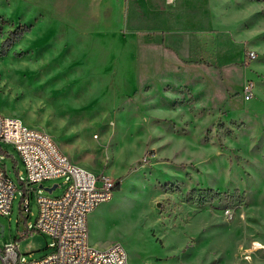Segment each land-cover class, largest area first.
I'll return each instance as SVG.
<instances>
[{"label": "rangeland", "instance_id": "obj_1", "mask_svg": "<svg viewBox=\"0 0 264 264\" xmlns=\"http://www.w3.org/2000/svg\"><path fill=\"white\" fill-rule=\"evenodd\" d=\"M206 2L207 50L198 69H170L149 82L144 105L130 91L134 69L125 55L135 48L122 46L126 31L67 30L36 3L0 0L7 111L60 121V82L68 86L61 98L75 134L54 141L117 184L88 218V242L100 250L121 243L129 264H264V0ZM217 33L231 42L219 45ZM184 50L179 59L192 64ZM246 81L253 83L247 101ZM0 148V165L17 188L10 214H0V251L27 227L17 240L19 260L40 259L54 241L33 230L37 196L61 195L69 178L28 183L14 146L0 141ZM25 197L29 210L19 221Z\"/></svg>", "mask_w": 264, "mask_h": 264}, {"label": "built area", "instance_id": "obj_2", "mask_svg": "<svg viewBox=\"0 0 264 264\" xmlns=\"http://www.w3.org/2000/svg\"><path fill=\"white\" fill-rule=\"evenodd\" d=\"M254 59L256 52L247 51ZM243 99L253 95V83L246 81L242 88ZM0 141L11 143L21 158L28 183L67 176V186L59 196L38 195L37 214L33 230L49 235L53 250L40 259L21 262L18 239L28 232L21 231L16 240L0 251V264H129L124 246L117 242L105 249H96L88 242L87 217L97 206L112 197L117 184L110 176L98 175L73 163L60 150L46 131L25 125L16 116L0 112ZM16 185L0 165V214L8 215L15 196ZM28 197L20 204L23 220L29 210ZM27 216V215H26Z\"/></svg>", "mask_w": 264, "mask_h": 264}, {"label": "crops", "instance_id": "obj_3", "mask_svg": "<svg viewBox=\"0 0 264 264\" xmlns=\"http://www.w3.org/2000/svg\"><path fill=\"white\" fill-rule=\"evenodd\" d=\"M28 1L36 3L44 9L51 10L53 16L60 20V26L67 30L95 32L107 30L111 33L119 30L126 31L127 36L119 38L122 46L135 48L134 53L128 52V49L125 55L126 61L131 63L134 69L133 78L135 80L134 83L130 84V91H136L137 89V93H141L137 102L144 105L147 102L145 85L158 78L162 79L161 76H164L165 72H168V75L170 69L174 71L175 69H198V63L200 62L198 59L202 52L207 50L208 10L204 8L207 4L206 0ZM149 30L153 33L151 39L142 37L144 32ZM215 41L224 46L225 43H230L231 39L227 35L217 33ZM148 47H160L162 53L156 55ZM183 47L186 56L191 58L189 62L192 61V64L195 65L182 64L177 53ZM193 56L198 58H193ZM61 74L62 77L66 76L65 72ZM66 74L68 77H73L72 73L67 72ZM184 84L189 86L188 82ZM66 88L68 86L60 82V121H33V119L27 121L28 118L23 117L21 119L17 115L15 116L20 118L25 125L46 131L53 139L56 136H62L63 133V135L75 134V122L65 121L67 109L63 103L65 99L61 98V94H63L61 91ZM7 98L6 95L0 94V102H2L0 112L10 114L5 105ZM12 99L14 100V98ZM52 126H56V130L53 131ZM62 150L73 163L88 171L98 172L100 168L98 164L95 163L96 165L93 166L82 165L80 159L66 147H63ZM96 209L88 214L87 220L92 217Z\"/></svg>", "mask_w": 264, "mask_h": 264}, {"label": "water", "instance_id": "obj_4", "mask_svg": "<svg viewBox=\"0 0 264 264\" xmlns=\"http://www.w3.org/2000/svg\"><path fill=\"white\" fill-rule=\"evenodd\" d=\"M39 188H43L44 190L51 192L54 188L57 187V184H52L51 186H43L42 184L38 185ZM3 233V225L0 224V234Z\"/></svg>", "mask_w": 264, "mask_h": 264}, {"label": "bare ground", "instance_id": "obj_5", "mask_svg": "<svg viewBox=\"0 0 264 264\" xmlns=\"http://www.w3.org/2000/svg\"><path fill=\"white\" fill-rule=\"evenodd\" d=\"M68 16H69V15H68ZM255 244H257L259 247H261L259 243L256 242Z\"/></svg>", "mask_w": 264, "mask_h": 264}, {"label": "trees", "instance_id": "obj_6", "mask_svg": "<svg viewBox=\"0 0 264 264\" xmlns=\"http://www.w3.org/2000/svg\"><path fill=\"white\" fill-rule=\"evenodd\" d=\"M208 192H212V190H209Z\"/></svg>", "mask_w": 264, "mask_h": 264}]
</instances>
